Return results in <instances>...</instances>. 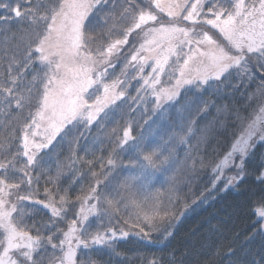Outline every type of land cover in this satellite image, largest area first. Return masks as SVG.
<instances>
[{
    "label": "snow or ice",
    "instance_id": "1",
    "mask_svg": "<svg viewBox=\"0 0 264 264\" xmlns=\"http://www.w3.org/2000/svg\"><path fill=\"white\" fill-rule=\"evenodd\" d=\"M0 37V116L16 125L0 138V264H100L228 191L264 240V0H0ZM249 178L258 187L240 191ZM249 256L264 264V243Z\"/></svg>",
    "mask_w": 264,
    "mask_h": 264
},
{
    "label": "trees",
    "instance_id": "2",
    "mask_svg": "<svg viewBox=\"0 0 264 264\" xmlns=\"http://www.w3.org/2000/svg\"><path fill=\"white\" fill-rule=\"evenodd\" d=\"M11 30L15 32L16 26H11ZM3 39L4 37H0V41ZM13 43L16 42L13 41ZM0 71H3V69H0ZM117 72H119V68H117ZM162 79L166 80L167 77H163ZM129 95H135L134 89ZM205 98H208L207 95ZM225 102L230 101H217V103ZM121 112L125 113L123 118L121 117ZM126 113L127 106L125 105L122 109L117 110L114 122L109 123L107 127L110 129L116 123L123 124L124 120L129 119ZM142 116L143 118H141ZM134 118L140 121L141 124H143L144 119H156L150 112L147 115H143L139 111ZM6 124V118L0 116V138L9 137L14 134L12 129L16 125L13 123L11 127H6ZM153 129H156L155 125H153ZM141 130L144 131L148 139H153V135L155 134L150 135V130L147 127L143 129L137 128L134 134L138 135ZM231 131L232 129L229 128L227 133L219 134L218 140L227 142ZM92 133L96 135V129H93ZM155 138L159 139V136L157 135ZM191 143L194 144L195 141L193 140ZM214 146H216V141H213L206 150L209 157L212 156V148ZM16 147V143L12 142L11 150L16 151ZM68 151L69 146L67 144L57 145L45 157V162L42 166L51 169L52 174H54L57 164L64 161L68 155ZM259 151L264 152V149H260ZM180 152L183 155V149ZM97 154L99 155L100 153ZM4 155H10V153H4ZM0 158H3V155H0ZM258 163L259 154L253 159L252 164H250V171H254ZM185 179L187 177L178 174L182 192L188 191L183 186ZM192 179V187L196 189V194L199 195V192L205 186L207 175L200 173ZM82 183L87 184V178ZM40 184L42 193L44 186L43 178ZM156 187H161V184L157 183ZM257 187L258 185L253 184L252 179L249 178L240 185V191L255 189ZM21 194L24 193L22 192ZM40 198H43V196L41 195ZM245 199V196L238 195L236 191L213 193V196L207 202L193 205L184 212L175 224L172 230L173 234L166 240L161 242V238L155 235L152 237L151 242L129 238L118 242L114 253L101 252L94 254L93 259L98 260L100 264H149L153 260L158 261L159 264H172L173 258L175 259V264H242L243 261L250 259V252L259 250L262 243H264V240L259 236L249 239L254 231L252 224L255 217L247 212V206L244 204ZM229 246L234 249L235 255L228 256L225 254L228 252Z\"/></svg>",
    "mask_w": 264,
    "mask_h": 264
}]
</instances>
